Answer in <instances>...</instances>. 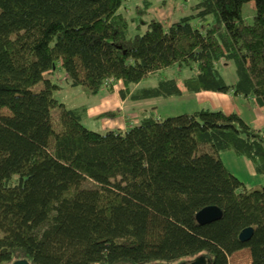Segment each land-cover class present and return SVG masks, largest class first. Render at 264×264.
<instances>
[{"label": "trees", "instance_id": "obj_1", "mask_svg": "<svg viewBox=\"0 0 264 264\" xmlns=\"http://www.w3.org/2000/svg\"><path fill=\"white\" fill-rule=\"evenodd\" d=\"M130 1L0 0V264H230L243 249L264 264V128L201 108L146 111L101 134L82 125L86 108L53 97L50 79L61 68L90 95L120 84L122 101L212 92L264 107V0L250 22L249 0H196L169 24L142 0L134 32L120 10ZM228 64L232 83L219 69ZM171 68L189 73L181 86L162 77ZM229 151L251 162L259 187L228 171ZM208 206L222 216L199 225Z\"/></svg>", "mask_w": 264, "mask_h": 264}, {"label": "rangeland", "instance_id": "obj_2", "mask_svg": "<svg viewBox=\"0 0 264 264\" xmlns=\"http://www.w3.org/2000/svg\"><path fill=\"white\" fill-rule=\"evenodd\" d=\"M142 0H134L129 3V11L123 12L124 16L129 21L131 32H134V25L132 24V18H135L134 9L136 5H140ZM152 5L147 9L146 15L152 16L162 23H171L176 21L179 17L190 13V7L196 3V0H175L168 1L165 4L161 3V0H151ZM255 14V1L249 0L244 3L241 7V15L245 21L250 22ZM224 78L227 83H232L236 78L234 67L231 64L220 67ZM188 72H183L182 75H176L175 69H166L162 72L164 78H175L178 84L181 86V82L185 77H188ZM50 79L57 83L61 88L54 92L53 97L59 102L63 103L66 108L74 109L81 106H85L86 116L82 121V125L94 132L105 133L108 130H119L123 131L122 128H129L134 126V122L138 123L141 115L144 112L150 110L155 111V114L160 117H171L180 114H189L193 111L189 107V100L195 103V99L182 96H173L167 99L161 98L158 101L155 100H140L135 103H121L120 97L117 95V91L120 84H114L112 87L113 93H108L105 89H101L96 96L87 95L83 87H71L66 79L64 71L59 68L51 74ZM158 75L153 76L151 79L141 82L139 85L132 87L136 89L138 87L154 86L157 82ZM40 87L37 85L35 88ZM188 95V94H185ZM242 101L241 97H238ZM134 102V101H132ZM232 104L241 108V115L245 121L250 123L253 127L264 128V107L252 106L250 109L246 105L243 107L239 102H233ZM224 105V104H222ZM208 109H217L207 107ZM192 111V112H191ZM238 110L236 109V112ZM53 112L57 113V110ZM106 112L110 114L106 115ZM140 112V113H139ZM100 113V114H99ZM104 114V116H103ZM111 115V116H109ZM93 116V117H92ZM138 117V118H137ZM137 121V122H136ZM122 127V128H121ZM261 177H259V180ZM259 185H245L249 187H259ZM230 264H250V255L247 249L236 252L230 259ZM189 260H183L182 263H188Z\"/></svg>", "mask_w": 264, "mask_h": 264}, {"label": "crops", "instance_id": "obj_3", "mask_svg": "<svg viewBox=\"0 0 264 264\" xmlns=\"http://www.w3.org/2000/svg\"><path fill=\"white\" fill-rule=\"evenodd\" d=\"M134 1V0H131ZM128 2L124 5L123 9L129 11L127 4L129 5ZM124 15V14H123ZM189 98L195 99V103L191 100H189V107H191V110L197 111L201 108L208 109L207 107H212V108H217L223 110L225 113H230V112H236V109L238 110L236 113H238L241 117V108L238 106L232 104L233 102H239L241 106H245V103L243 100H239L238 97H233L228 94H219V93H212V92H199L196 94H189V95H184ZM159 99L161 98H153V99H146V100H155L159 102ZM145 100V101H146ZM135 103L139 101H130L128 99H125L121 101L122 104L125 103ZM224 104V105H222ZM191 111V112H192ZM240 111V112H239ZM140 113V112H139ZM160 117V116H158ZM138 118V117H137ZM164 118V117H160ZM243 118V117H242ZM137 122V121H136ZM137 124L134 122V125ZM122 128V127H121ZM126 129V128H125ZM122 128V130H125ZM221 159L225 165V167L228 169V171L237 177L243 184H254V185H259L261 180H259V176L255 173L254 168L251 164L250 161H248L245 158H238L234 155L233 152L229 151L221 155Z\"/></svg>", "mask_w": 264, "mask_h": 264}, {"label": "water", "instance_id": "obj_4", "mask_svg": "<svg viewBox=\"0 0 264 264\" xmlns=\"http://www.w3.org/2000/svg\"><path fill=\"white\" fill-rule=\"evenodd\" d=\"M221 216H222V212L218 207L208 206L196 213L195 220L199 225H205L220 219ZM252 235H253V229L245 228L240 232L239 240L243 243L248 242L249 239L252 237ZM205 263H206L205 258L203 256H199L188 263H182V264H205ZM13 264H30V263L27 262L26 260H17Z\"/></svg>", "mask_w": 264, "mask_h": 264}, {"label": "bare ground", "instance_id": "obj_5", "mask_svg": "<svg viewBox=\"0 0 264 264\" xmlns=\"http://www.w3.org/2000/svg\"><path fill=\"white\" fill-rule=\"evenodd\" d=\"M126 6H128L129 7V5L127 4ZM123 9V8H122ZM122 9H120V10H122ZM124 11H126L127 12V10H125V9H123ZM72 87V86H71ZM86 91V90H85ZM108 93H113V91H112V89L110 90V89H107L106 90ZM86 94L87 95H89L90 96V94H88L87 93V91H86ZM97 94H95V95H92V96H96ZM65 106V105H64ZM81 107H84L85 108V106H81ZM79 108V107H78ZM100 114V113H99ZM93 117V116H92Z\"/></svg>", "mask_w": 264, "mask_h": 264}]
</instances>
